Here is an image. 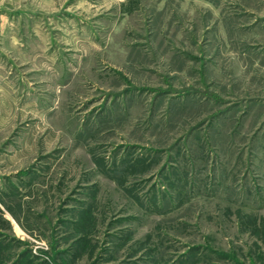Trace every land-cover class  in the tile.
<instances>
[{"label":"rangeland","instance_id":"374dc122","mask_svg":"<svg viewBox=\"0 0 264 264\" xmlns=\"http://www.w3.org/2000/svg\"><path fill=\"white\" fill-rule=\"evenodd\" d=\"M8 19L43 119L0 131V264H264V0H0Z\"/></svg>","mask_w":264,"mask_h":264},{"label":"crops","instance_id":"0c3cea01","mask_svg":"<svg viewBox=\"0 0 264 264\" xmlns=\"http://www.w3.org/2000/svg\"><path fill=\"white\" fill-rule=\"evenodd\" d=\"M3 25L0 31V36L3 37L2 50L0 51V131L9 127L17 118L31 116L39 122L43 119V107L38 97L40 95L38 89L32 85V82H28L29 86L19 87L11 80L10 74L12 71L10 66H6L8 63H6V60L23 55V49L20 47L22 44L20 45V42H18L17 30L12 29L11 19H8V22L3 20ZM34 60L29 62L34 64L33 67L36 69H40L41 64L35 63ZM42 70L44 69L42 68ZM56 70H58V67ZM39 129L40 127L34 124L24 131L22 133V144H25L26 139H29L31 144L32 138L36 136ZM25 150L27 149L23 147L17 149L18 155L14 157L16 159L11 164L23 160L26 157L24 155Z\"/></svg>","mask_w":264,"mask_h":264},{"label":"bare ground","instance_id":"6f19581e","mask_svg":"<svg viewBox=\"0 0 264 264\" xmlns=\"http://www.w3.org/2000/svg\"><path fill=\"white\" fill-rule=\"evenodd\" d=\"M148 2V1H147ZM38 44V43H37Z\"/></svg>","mask_w":264,"mask_h":264}]
</instances>
